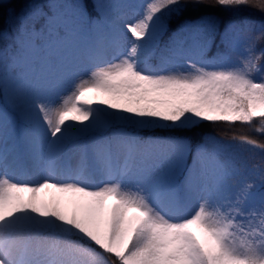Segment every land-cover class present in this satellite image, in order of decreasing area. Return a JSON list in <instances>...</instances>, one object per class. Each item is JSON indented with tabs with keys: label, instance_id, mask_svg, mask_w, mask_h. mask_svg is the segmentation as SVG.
I'll list each match as a JSON object with an SVG mask.
<instances>
[{
	"label": "snow or ice",
	"instance_id": "6c2138e0",
	"mask_svg": "<svg viewBox=\"0 0 264 264\" xmlns=\"http://www.w3.org/2000/svg\"><path fill=\"white\" fill-rule=\"evenodd\" d=\"M17 7L0 0V264H264V139L196 136L264 138V21L172 25L264 0Z\"/></svg>",
	"mask_w": 264,
	"mask_h": 264
},
{
	"label": "trees",
	"instance_id": "16d2710c",
	"mask_svg": "<svg viewBox=\"0 0 264 264\" xmlns=\"http://www.w3.org/2000/svg\"><path fill=\"white\" fill-rule=\"evenodd\" d=\"M129 1V0H128ZM146 1V0H145ZM25 0H13V3L17 4V11L19 12L20 9L23 6V3ZM11 10H3L0 9V30L7 28L8 30H11L15 26L14 19L9 15ZM201 16H212L216 17L220 20L221 23H225L229 20H236L239 21L240 19H248L254 22V24H259L261 21H264V14H262L260 11L256 9H246L240 14L236 15H229L222 10L211 8V7H203L196 11H190L189 13L185 14L183 17H181L179 20H175L172 22L173 30H175L176 27H179L180 24H183L185 21H195L199 19ZM257 49H264V43L258 44ZM215 48L212 49V51L209 53V57H212L215 55ZM233 59H235V54L233 55ZM244 133L249 136H252L257 139H264L262 137H259L255 132H248L247 126H241L239 124L235 125L233 129H229L225 124L222 122H219L217 124H212L210 122H204L202 126L197 130L196 136L197 139L200 135L206 134L208 136L215 137L216 139L224 142V143H232L231 137L233 134H240ZM163 134V133H158ZM234 155L237 159H249L248 154L245 152H242L238 147H234L233 149ZM259 150H257V153ZM259 155L255 157V160H249L250 164L253 162H259Z\"/></svg>",
	"mask_w": 264,
	"mask_h": 264
},
{
	"label": "rangeland",
	"instance_id": "374dc122",
	"mask_svg": "<svg viewBox=\"0 0 264 264\" xmlns=\"http://www.w3.org/2000/svg\"><path fill=\"white\" fill-rule=\"evenodd\" d=\"M128 2H130V3H146L145 0H129ZM127 35H130V34H127ZM126 46H127V44L125 42V47ZM86 98L95 100V99L103 98V97L98 93L89 92V93H86ZM21 176L24 178H31V175L27 169H24L21 171ZM41 195H45V194H41ZM48 195L50 196V195H52V193H49ZM111 203H112V200L109 199L108 204H111ZM195 206H196L195 201H192L185 206V211L188 213H191V211L194 210ZM129 215H132V213H129Z\"/></svg>",
	"mask_w": 264,
	"mask_h": 264
}]
</instances>
